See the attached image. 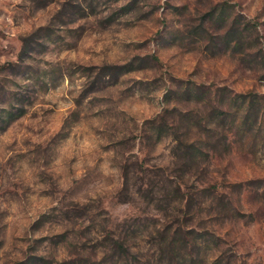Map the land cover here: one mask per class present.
Returning <instances> with one entry per match:
<instances>
[{"label":"rangeland","instance_id":"rangeland-1","mask_svg":"<svg viewBox=\"0 0 264 264\" xmlns=\"http://www.w3.org/2000/svg\"><path fill=\"white\" fill-rule=\"evenodd\" d=\"M0 264H264V0H0Z\"/></svg>","mask_w":264,"mask_h":264}]
</instances>
